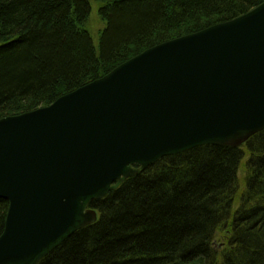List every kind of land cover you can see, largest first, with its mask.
<instances>
[{
    "label": "trees",
    "instance_id": "obj_1",
    "mask_svg": "<svg viewBox=\"0 0 264 264\" xmlns=\"http://www.w3.org/2000/svg\"><path fill=\"white\" fill-rule=\"evenodd\" d=\"M263 3L0 0V119L49 107L155 46ZM90 208L97 222L39 264H264V131L240 148L163 158ZM8 210L0 198V237Z\"/></svg>",
    "mask_w": 264,
    "mask_h": 264
},
{
    "label": "water",
    "instance_id": "obj_2",
    "mask_svg": "<svg viewBox=\"0 0 264 264\" xmlns=\"http://www.w3.org/2000/svg\"><path fill=\"white\" fill-rule=\"evenodd\" d=\"M264 131V3L155 46L49 107L0 119V264H39L91 202L161 159Z\"/></svg>",
    "mask_w": 264,
    "mask_h": 264
},
{
    "label": "rangeland",
    "instance_id": "obj_3",
    "mask_svg": "<svg viewBox=\"0 0 264 264\" xmlns=\"http://www.w3.org/2000/svg\"><path fill=\"white\" fill-rule=\"evenodd\" d=\"M90 27L92 30L93 38L96 41V35L100 30H102L103 24L97 15V6L95 4H93V13L90 20ZM243 177H244V173L241 171L239 173V178L242 179ZM194 264H198V263H194Z\"/></svg>",
    "mask_w": 264,
    "mask_h": 264
}]
</instances>
